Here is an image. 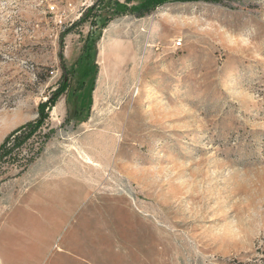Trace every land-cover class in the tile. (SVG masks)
Returning a JSON list of instances; mask_svg holds the SVG:
<instances>
[{
  "label": "rangeland",
  "instance_id": "rangeland-1",
  "mask_svg": "<svg viewBox=\"0 0 264 264\" xmlns=\"http://www.w3.org/2000/svg\"><path fill=\"white\" fill-rule=\"evenodd\" d=\"M94 1L0 0V144L77 60L89 25L66 29ZM96 50L92 89L73 79L0 151V259L264 264V0H168Z\"/></svg>",
  "mask_w": 264,
  "mask_h": 264
},
{
  "label": "trees",
  "instance_id": "trees-1",
  "mask_svg": "<svg viewBox=\"0 0 264 264\" xmlns=\"http://www.w3.org/2000/svg\"><path fill=\"white\" fill-rule=\"evenodd\" d=\"M136 0H95L84 12L80 15L79 19L75 21L66 32L71 31L73 28L88 24L89 31L83 39V44L80 49V54L69 68L65 66L63 61L62 78L57 90L52 93L50 98L45 103H42L38 107L37 119L35 123H28L18 127L12 131L5 138L3 143L0 144V151L5 144L18 133L23 130H28L27 137H23L22 140H26L31 136L34 130L41 127L43 121L49 116V113H44L45 109H50L57 100L58 96L62 94L66 88L70 86L73 79L76 81V86L81 94V97L85 96L86 92L92 89V83L94 80V74L96 71L95 56H96V43L99 39L101 30L114 18L118 16L126 15L127 13H134L138 16L156 8L159 5L166 3L168 0H142L134 5H130ZM176 1H197V0H176ZM21 144V143H18Z\"/></svg>",
  "mask_w": 264,
  "mask_h": 264
},
{
  "label": "bare ground",
  "instance_id": "bare-ground-1",
  "mask_svg": "<svg viewBox=\"0 0 264 264\" xmlns=\"http://www.w3.org/2000/svg\"><path fill=\"white\" fill-rule=\"evenodd\" d=\"M130 46L126 45V44H121L115 48L116 52L121 54L122 52L123 53H129L131 52V47L129 48ZM137 53V52H136ZM132 54V52H131ZM129 55V54H128ZM130 58H128L129 62L132 63V60H133V57L132 56H129ZM134 61V60H133ZM130 65V64H128ZM103 68V67H102ZM106 68V67H105ZM120 69H123V66H120L118 65V67L116 68L115 73L112 74V78L113 80L115 81L114 83H112V80L110 79H106V78H103V82H106V81H110L114 86H117L120 90L124 91L127 89V87L129 86V83L131 82V80H133V70L131 69L130 71H128L127 73H118ZM106 70V69H105ZM105 76V75H104ZM111 77V76H110ZM109 82V83H110ZM141 83V82H140ZM131 84V83H130ZM109 85V84H108ZM107 86V85H106ZM112 87V86H111ZM130 88V87H129ZM103 89V88H102ZM107 89V88H106ZM105 90V88H104ZM119 90V91H120ZM138 90V89H137ZM123 93V92H122ZM110 149V148H109ZM108 151V149H107ZM86 159V158H85ZM87 160V159H86ZM90 163V161L88 162V164ZM90 166V165H89ZM93 169V168H92ZM87 170V169H86ZM101 171V170H100ZM102 173V172H101ZM99 174V173H98Z\"/></svg>",
  "mask_w": 264,
  "mask_h": 264
},
{
  "label": "crops",
  "instance_id": "crops-1",
  "mask_svg": "<svg viewBox=\"0 0 264 264\" xmlns=\"http://www.w3.org/2000/svg\"><path fill=\"white\" fill-rule=\"evenodd\" d=\"M11 130H13V129H8V130L6 131V133L4 134V136H5L6 134H8ZM0 264H5V263L0 259Z\"/></svg>",
  "mask_w": 264,
  "mask_h": 264
},
{
  "label": "built area",
  "instance_id": "built-area-1",
  "mask_svg": "<svg viewBox=\"0 0 264 264\" xmlns=\"http://www.w3.org/2000/svg\"><path fill=\"white\" fill-rule=\"evenodd\" d=\"M178 46L180 45V43L177 44Z\"/></svg>",
  "mask_w": 264,
  "mask_h": 264
}]
</instances>
